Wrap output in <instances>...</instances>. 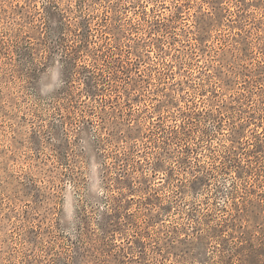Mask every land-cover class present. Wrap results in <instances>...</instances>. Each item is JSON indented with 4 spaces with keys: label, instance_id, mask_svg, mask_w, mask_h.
<instances>
[{
    "label": "rangeland",
    "instance_id": "1",
    "mask_svg": "<svg viewBox=\"0 0 264 264\" xmlns=\"http://www.w3.org/2000/svg\"><path fill=\"white\" fill-rule=\"evenodd\" d=\"M0 264H264V0H0Z\"/></svg>",
    "mask_w": 264,
    "mask_h": 264
}]
</instances>
